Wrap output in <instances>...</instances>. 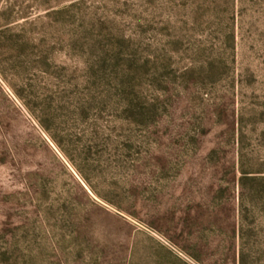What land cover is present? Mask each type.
Returning a JSON list of instances; mask_svg holds the SVG:
<instances>
[{"label":"rangeland","instance_id":"rangeland-1","mask_svg":"<svg viewBox=\"0 0 264 264\" xmlns=\"http://www.w3.org/2000/svg\"><path fill=\"white\" fill-rule=\"evenodd\" d=\"M238 236L264 249V0H0V264Z\"/></svg>","mask_w":264,"mask_h":264},{"label":"trees","instance_id":"trees-1","mask_svg":"<svg viewBox=\"0 0 264 264\" xmlns=\"http://www.w3.org/2000/svg\"><path fill=\"white\" fill-rule=\"evenodd\" d=\"M242 180H244V178L241 179V181ZM238 240L240 245L236 251L234 264H264V249L258 248L256 246L254 247L253 245H251L250 248L246 249L243 246L244 243L242 242L245 240V238H243L242 236H238ZM262 240L263 239L258 241V244L259 242L263 243Z\"/></svg>","mask_w":264,"mask_h":264}]
</instances>
